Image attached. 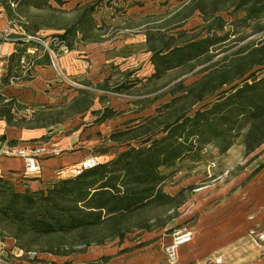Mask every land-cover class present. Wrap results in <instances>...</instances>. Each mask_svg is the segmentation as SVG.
I'll return each mask as SVG.
<instances>
[{
    "label": "rangeland",
    "instance_id": "obj_1",
    "mask_svg": "<svg viewBox=\"0 0 264 264\" xmlns=\"http://www.w3.org/2000/svg\"><path fill=\"white\" fill-rule=\"evenodd\" d=\"M60 1L0 0V43H13L15 55L0 60V113L7 103L12 113L4 127L8 132L33 129L40 134L26 141L43 147L40 159L76 150L83 158H111L124 145L113 142L110 134L145 123L172 99L175 83L199 77L194 74L199 67L154 76L146 30L157 33L165 28V38L179 29L193 35L201 18L195 12L174 30L179 0ZM216 97L196 104L189 114ZM242 133L230 140L226 135L197 154L161 167L163 191L177 199L147 206L127 219L121 239L110 237L106 225L85 232L87 245L76 233L21 232L17 239L16 225L0 220L3 264H168L165 248L183 232H190L191 240L176 249L174 264H217L214 257L227 246L228 264H252L264 254V143L246 155ZM0 177L2 189L33 190L25 186L23 174ZM178 200L182 203L176 206ZM140 222L152 229H137ZM27 250L34 257L29 258Z\"/></svg>",
    "mask_w": 264,
    "mask_h": 264
},
{
    "label": "trees",
    "instance_id": "obj_2",
    "mask_svg": "<svg viewBox=\"0 0 264 264\" xmlns=\"http://www.w3.org/2000/svg\"><path fill=\"white\" fill-rule=\"evenodd\" d=\"M179 1L173 15L178 18L174 30L197 12L201 18L198 32L187 35L179 29L165 38V28L157 33L146 30L153 75L160 77L174 68H186L188 72L199 67L194 71L199 77L172 86V99L143 123L153 124L151 128L142 133L146 125L140 124L110 134L113 142L124 145L113 157L100 156L95 166L61 177L46 189L15 191L0 187L4 198L0 201V220L16 225L15 238L19 239L21 232L37 236L76 233L87 245L85 232L106 225L112 230L110 237L121 239L127 231L122 228L127 219L147 206L166 205L177 199V195L163 191L165 175L161 167L197 154L226 135L230 140L231 135L243 132L246 155L264 143V72L260 71L264 68V0ZM223 13L231 18L226 20ZM84 17H79V24ZM213 94L217 96L214 102L189 114ZM4 106L8 107L2 110L0 119L9 124L11 107L9 103ZM163 114L164 120L156 127L155 121ZM137 139L141 140L138 145L130 144ZM181 203L178 200L176 206ZM136 228L152 229L144 222Z\"/></svg>",
    "mask_w": 264,
    "mask_h": 264
},
{
    "label": "crops",
    "instance_id": "obj_3",
    "mask_svg": "<svg viewBox=\"0 0 264 264\" xmlns=\"http://www.w3.org/2000/svg\"><path fill=\"white\" fill-rule=\"evenodd\" d=\"M12 45L13 43L11 42H2L0 51L1 61L2 59H8L13 53L14 47ZM4 126V119H0V173H7L16 176L17 178L23 174L24 177L27 178L24 182H26L25 186L28 188L33 190L40 189L45 187V185L48 184V181L52 179L57 180L61 177L73 174L75 167L83 159L80 150L70 152L65 156H53L42 159H40L39 155L38 158L41 163V172L38 174H25L23 172L24 165L22 158L17 155L4 153V148H38V146L28 145L29 143H26V141L37 138L40 134L34 133L33 129L8 132ZM95 159L97 160L96 157ZM214 258L215 260H218L217 264H228V246L223 253ZM252 264H264V254L260 255L254 262H252Z\"/></svg>",
    "mask_w": 264,
    "mask_h": 264
},
{
    "label": "built area",
    "instance_id": "obj_4",
    "mask_svg": "<svg viewBox=\"0 0 264 264\" xmlns=\"http://www.w3.org/2000/svg\"><path fill=\"white\" fill-rule=\"evenodd\" d=\"M0 51H1V44H0ZM41 151H43V148H32V149H26V148H4V153L9 155H17L20 156L23 160L24 169L23 172L25 174H38L41 172V163L38 158ZM97 164V160L93 156H89L86 158H83L78 165L74 169L75 174L81 173L83 170L91 168ZM191 240V234L190 232H183L180 234H177L172 239L171 243L166 246L165 252L168 257L169 264H174L176 258V249L183 245L188 243ZM4 251V243L1 240L0 237V264H3L1 260V255ZM25 254L29 258L34 257L35 253L31 251H25ZM22 254V252H21Z\"/></svg>",
    "mask_w": 264,
    "mask_h": 264
}]
</instances>
